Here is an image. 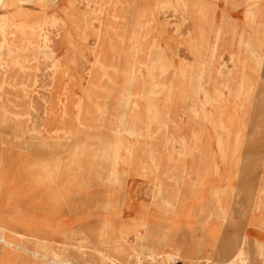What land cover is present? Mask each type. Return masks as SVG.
<instances>
[{
    "label": "rangeland",
    "instance_id": "obj_1",
    "mask_svg": "<svg viewBox=\"0 0 264 264\" xmlns=\"http://www.w3.org/2000/svg\"><path fill=\"white\" fill-rule=\"evenodd\" d=\"M263 61L264 0H0V264H264Z\"/></svg>",
    "mask_w": 264,
    "mask_h": 264
},
{
    "label": "bare ground",
    "instance_id": "obj_2",
    "mask_svg": "<svg viewBox=\"0 0 264 264\" xmlns=\"http://www.w3.org/2000/svg\"><path fill=\"white\" fill-rule=\"evenodd\" d=\"M264 62V61H263ZM262 63V62H261ZM264 65V64H263ZM164 199V198H163ZM167 205L168 204V200L166 201ZM179 206V205H177ZM189 215V213H187ZM5 225H3L1 228L8 231V232H12V230L10 229V221L9 222H4ZM246 240V239H244ZM209 245H211V247L216 248V239L213 237V235L211 236V238H209ZM185 245V244H184ZM228 249L230 250L233 245H227ZM172 249V248H171ZM173 250V249H172ZM97 252V251H96ZM203 252V251H201ZM221 252V253H220ZM218 254L221 256V259L223 260L222 263L220 264H259V262L263 261V257H260L259 261L258 258H256V256H252L249 251H248V246H247V241H243L242 244L239 246V248H237V251H232L230 250V259L226 262V259H224V255L226 254V250L221 249ZM103 255V254H102ZM105 258H107L108 262H106L107 264H124L120 259H118L115 255H113L111 252H105L104 253ZM133 256V255H132ZM139 254H135V256H133L134 258H136L137 263L136 264H140L141 261L140 258L138 257ZM153 256V255H152ZM223 256V257H222ZM262 256V254L260 255ZM155 257V256H154ZM166 258L170 261V262H175L176 261V257L175 254H167ZM184 259V258H183ZM163 261V260H162ZM171 264V263H170ZM195 264V263H194ZM207 264H211V263H207ZM263 264V263H262Z\"/></svg>",
    "mask_w": 264,
    "mask_h": 264
}]
</instances>
